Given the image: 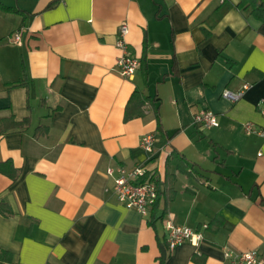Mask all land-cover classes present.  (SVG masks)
Returning <instances> with one entry per match:
<instances>
[{"label": "crops", "instance_id": "obj_1", "mask_svg": "<svg viewBox=\"0 0 264 264\" xmlns=\"http://www.w3.org/2000/svg\"><path fill=\"white\" fill-rule=\"evenodd\" d=\"M238 1L0 0V162L19 170L0 172V264L264 261V136L243 127L264 125V21ZM123 22L131 78L115 68ZM135 90L148 98L125 120ZM202 109L218 126L194 124ZM140 164L159 190L145 216L113 190L118 167ZM167 218L203 238L169 250Z\"/></svg>", "mask_w": 264, "mask_h": 264}, {"label": "built area", "instance_id": "obj_2", "mask_svg": "<svg viewBox=\"0 0 264 264\" xmlns=\"http://www.w3.org/2000/svg\"><path fill=\"white\" fill-rule=\"evenodd\" d=\"M128 25L123 22L119 25L116 47L121 52V55L117 57L115 61V68L118 73L126 78H131L136 70L139 68L140 62L136 56H133L127 52V43L125 36L128 33ZM13 42L20 44V33L13 34ZM249 86L244 84L241 90L231 91L224 90L222 97L229 101L235 102L242 97L245 89ZM259 103H264V100H260ZM260 113L264 114V107L260 108ZM194 124L202 128H210L218 126L217 116L214 112L208 109H202L193 115ZM244 132L246 134L257 133L264 136V125L257 128L254 124L248 122L244 126ZM154 135L145 134L141 137L140 147L148 152H153ZM113 169L109 168L107 173L113 174ZM118 175L114 180V193L116 199L124 204L127 208H133L142 215H148L151 208L157 201L158 188L154 181V174L148 168L146 164L136 165L132 168H124L120 166L116 169ZM163 227L166 231V241L169 250L175 248L177 245L183 242H189L197 244L203 238V234L200 231L192 230L187 226H180L175 224L170 218L163 221ZM207 227L206 224L203 225ZM226 258H232L233 264H264L258 255L257 250H247L238 254H231L228 251L224 252Z\"/></svg>", "mask_w": 264, "mask_h": 264}, {"label": "trees", "instance_id": "obj_3", "mask_svg": "<svg viewBox=\"0 0 264 264\" xmlns=\"http://www.w3.org/2000/svg\"><path fill=\"white\" fill-rule=\"evenodd\" d=\"M237 7L242 10H246L251 8L250 14L253 15L258 20L264 21V0H239L237 3ZM140 62V60H139ZM24 82H18L16 85H22ZM147 96L144 95L142 92L135 90L130 96L128 104L125 109V116L124 119L128 120L132 116H136V114L142 113V106L144 105L145 101L147 100ZM129 104H133L132 107ZM2 123L6 122L7 124L11 125V130H21L25 125H27L28 119L24 118L21 121H16L12 117L2 119ZM0 172L7 174L12 181H15L19 175V170L15 169L10 160L0 162ZM159 200V190H158V198L156 203ZM4 203V204H3ZM0 204V213L7 216L11 214V210L8 207L7 203L3 202ZM10 260V254L7 251L0 249V263L1 261Z\"/></svg>", "mask_w": 264, "mask_h": 264}]
</instances>
